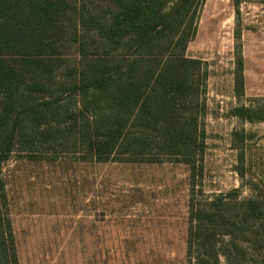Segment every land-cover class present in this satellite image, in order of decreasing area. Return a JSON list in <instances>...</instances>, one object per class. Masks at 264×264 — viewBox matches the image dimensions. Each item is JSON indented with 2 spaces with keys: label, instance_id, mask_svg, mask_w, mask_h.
<instances>
[{
  "label": "trees",
  "instance_id": "1",
  "mask_svg": "<svg viewBox=\"0 0 264 264\" xmlns=\"http://www.w3.org/2000/svg\"><path fill=\"white\" fill-rule=\"evenodd\" d=\"M202 4L0 0V264H19L1 177L14 155L45 162L68 156L82 163L184 164L187 263L264 264V187L252 184L245 198L239 189L195 196H203L207 70L186 49ZM72 29L75 65L64 54ZM234 85L242 95L239 55ZM230 112L245 122H264V105Z\"/></svg>",
  "mask_w": 264,
  "mask_h": 264
},
{
  "label": "rangeland",
  "instance_id": "2",
  "mask_svg": "<svg viewBox=\"0 0 264 264\" xmlns=\"http://www.w3.org/2000/svg\"><path fill=\"white\" fill-rule=\"evenodd\" d=\"M66 40L64 54L75 65L73 29ZM186 54L207 70L203 196H195L239 189L241 198L249 197L252 184L264 187V122L239 120L230 110L264 105V0H203ZM237 55L242 95L234 85ZM1 177L19 264H188L184 164L14 155Z\"/></svg>",
  "mask_w": 264,
  "mask_h": 264
}]
</instances>
